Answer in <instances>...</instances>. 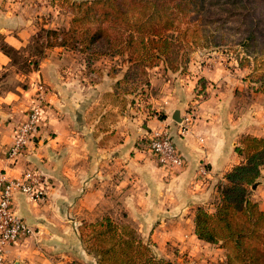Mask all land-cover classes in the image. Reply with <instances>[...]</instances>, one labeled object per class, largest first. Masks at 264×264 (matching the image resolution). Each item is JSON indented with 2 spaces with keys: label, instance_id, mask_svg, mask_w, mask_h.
Listing matches in <instances>:
<instances>
[{
  "label": "crops",
  "instance_id": "0c3cea01",
  "mask_svg": "<svg viewBox=\"0 0 264 264\" xmlns=\"http://www.w3.org/2000/svg\"><path fill=\"white\" fill-rule=\"evenodd\" d=\"M71 17L56 0H0V173L14 178L30 171L37 190L45 191L42 200L14 194V210L32 234L7 246V259L96 264L78 224L121 213L156 256L218 262L221 248L194 233V210H214L224 175L242 161L234 150L239 137L264 138V90H256L248 66L221 57L148 73L144 97L116 88L126 66L116 64L119 69L110 72L108 65L94 74L89 67L97 60L87 63L47 35L68 29ZM37 81L47 88L41 126L32 151L12 163L7 152L13 132ZM190 104L194 119L181 136L172 115L178 111L181 119ZM163 128L184 159L172 171L140 143L145 132ZM259 173L249 198L264 210V164Z\"/></svg>",
  "mask_w": 264,
  "mask_h": 264
},
{
  "label": "trees",
  "instance_id": "16d2710c",
  "mask_svg": "<svg viewBox=\"0 0 264 264\" xmlns=\"http://www.w3.org/2000/svg\"><path fill=\"white\" fill-rule=\"evenodd\" d=\"M56 1L61 5L70 3L69 8L72 13L70 26L68 29L48 30L47 35H50L54 39L53 42H57L59 45L78 53H86L87 63L110 52L114 45V39L107 31L106 36L103 39L100 38L104 34L102 26L92 31L87 27L83 29L78 26L79 23L93 22L99 19L98 16L91 17V12L94 10L93 5H106L110 8L106 13H98L101 16V22H104L105 19L106 21L112 19L116 21V24L126 25V28L121 32L125 36L119 40L121 46L115 48H117L118 55L123 56V48L129 50L130 53L122 59L126 69L122 78L117 80L114 86L125 89L129 84H133V88L130 90H137L138 94L143 95V84H140L142 86L139 87L135 86L136 76L141 75L137 74L136 68L155 64L157 60H161L166 69L171 71L183 69L179 63L176 66L171 63L173 57L168 58L173 53L171 48L174 46V41L165 33L150 29L154 26L158 12L168 9L185 12L197 11L203 8L201 3L206 0ZM238 2L248 9V14H245L239 22L242 26L239 31L244 33L247 42L244 48L255 45L258 40L264 42V30L262 31L264 13L259 11L256 3L252 0H228L226 2L228 7H222V10L228 12L229 18L236 17L238 20L241 13L234 10ZM136 14L138 15L136 16ZM245 17L247 19H244ZM166 25L164 24V26ZM236 30L238 29L236 28ZM80 33L83 35L79 37ZM98 39L103 45L101 47L107 49L97 53L95 50L100 46ZM103 43H106L105 45L108 47ZM236 64L238 67L244 66L240 60H236ZM141 68L139 70H142ZM259 82L260 85L256 86V90H264V82ZM198 83L201 90L204 82L199 79ZM159 116L162 118V115ZM234 150L242 157V161L224 175V182L218 186V201L214 210L210 212L203 207H197L194 210V233L200 240L226 248L225 260L216 264H264V210L249 198L247 189L255 184L260 175L259 169L264 164V138L242 135ZM121 229L124 232L127 230L125 227H121ZM121 229L109 216L96 222L82 223L79 236L81 238L87 236L94 240V247H88L86 250L89 253H94L96 264H175L169 259L156 256L149 242L142 241L134 231L127 235ZM84 231L86 232L84 233Z\"/></svg>",
  "mask_w": 264,
  "mask_h": 264
},
{
  "label": "rangeland",
  "instance_id": "374dc122",
  "mask_svg": "<svg viewBox=\"0 0 264 264\" xmlns=\"http://www.w3.org/2000/svg\"><path fill=\"white\" fill-rule=\"evenodd\" d=\"M165 1L167 2V0ZM213 1L215 0H206L205 2H202L201 5L203 6V8L197 11L191 10L189 12H185L180 10L173 11L172 9L160 10L154 21V26H152L150 29H155L160 33H165L169 38H171L174 41V46L171 48L173 53H171L168 57L170 59L171 57H173V61L171 63H173L174 66H176L179 63V65L183 66V70H186V68L189 69V67H192L191 66L193 65L192 63L200 61L202 59L205 61L208 58L217 59L221 57L222 60H226L227 62H231L232 64L236 62V60L237 61L240 60L243 62L244 66H248L247 69L249 70V72L246 73L250 78V80L254 83V85L255 86L260 85L259 81L264 82V42L262 40H258L257 42H255V45L244 48L245 44L247 43L245 39V35L244 33L239 31L242 28L239 22L241 21V19L245 14H248L247 12L248 9L244 8L238 2V5L234 7L235 11L241 13L240 16L238 17L239 20L238 21L236 20V17L229 18L228 12L222 10V7H228V5L226 4L228 0H216V2ZM252 2L256 3L259 11H262L264 13V0H252ZM57 4L58 7H60V9L65 11H70L69 8L70 3H65L64 5L66 7L58 2ZM93 7L94 10L91 12L92 13L91 17L95 18L98 16L99 19L93 22L79 23L78 26L83 27V29L87 27L91 31L97 29V27L99 26H102L104 34L101 35L100 38L102 37L103 39L104 36H106V31H107L110 37L114 39V45L113 48L110 50V52H106V54L98 56V58H95L93 62L97 60L98 64H95V66H90L89 68L93 71L92 73L98 75L102 73L103 69H106V66L110 65L113 72H116V70L119 69L116 66V64L125 66L122 63V59L126 57L128 53H130L129 50L123 48L124 54L123 56H121L118 55V53H116L117 48H115L121 46L119 44V40L125 36L121 32L123 31L124 28H126V25L116 24V21L112 19L109 21H106L105 19L104 22H101V16L98 13H102V12L106 13V11L109 10L110 8L106 7V5L103 6L93 5ZM72 9L75 10L74 8ZM137 15L138 14H136V16ZM244 19L247 18L245 17ZM164 24L167 25L164 26ZM236 28L238 30H236ZM263 30L264 27L262 28V31ZM81 35L83 34L82 33L78 34L79 37ZM98 40L100 43V39ZM103 44L105 45L106 43ZM99 45H100L98 46L99 48L95 50L97 53L101 52L102 50L105 51L107 49L101 47L103 46L101 45V43ZM78 55L80 57H88L86 53L79 52ZM162 62L163 61L161 60H157L155 64L143 66L142 68L140 67L142 70H139L140 68H136L137 74H141V75L136 76L137 81L135 86L139 87L142 86L140 84H143V89H144V87H146L148 84L147 81L148 73H151L153 75L158 70L161 71V73L162 70L163 72H165L164 70L166 68H164ZM157 66L159 67L156 68ZM112 70H110V72H112ZM126 88H133V84H129L128 86H126ZM141 97H144V95L141 94ZM252 187L253 186L247 188L249 192L252 189ZM106 216L109 215H104L103 217ZM102 218L91 221L82 220L77 227L78 234H79V229L80 227H82L83 222L86 223L96 222L98 220H101ZM110 218L119 225L120 229L121 227L127 228V230H125V232L127 233H125L121 229V231H123L124 234L128 235L129 232L134 231L138 237V233L133 229L131 225L128 224V222L124 220L121 213L112 215V217ZM85 232L86 231H84V233ZM80 239L82 240L85 249L88 247L89 248L94 247L93 239H90L87 236H84L83 238L80 237ZM149 245L151 247L152 243L149 242ZM213 246H218V245L216 244ZM218 247L221 248L222 259L219 260L218 262H213L211 264L221 263L225 260L226 248L221 246ZM92 255L94 256V253ZM94 258L96 260L95 256ZM181 260L182 262L173 259L172 262L175 264H186L188 258H185L184 255H182ZM8 261L11 263L10 260ZM69 264H82V263L79 262V263H69Z\"/></svg>",
  "mask_w": 264,
  "mask_h": 264
},
{
  "label": "built area",
  "instance_id": "2783aa9c",
  "mask_svg": "<svg viewBox=\"0 0 264 264\" xmlns=\"http://www.w3.org/2000/svg\"><path fill=\"white\" fill-rule=\"evenodd\" d=\"M34 96L23 119L13 132L12 144L7 158L15 162L17 158L34 148V134L41 126V115L46 101L47 88L37 81L34 84ZM198 94L196 97H201ZM194 119V105L190 104L181 118L179 134L185 135ZM142 147L148 151L165 170L172 171L184 164L167 128L152 129L140 137ZM202 172L205 170L202 168ZM36 180L30 171H24L19 177L9 178L0 173V264H11L6 257V247L17 243L20 239L32 234L30 226L22 220L13 207L14 194L19 192L34 200H42L43 189L37 190Z\"/></svg>",
  "mask_w": 264,
  "mask_h": 264
},
{
  "label": "water",
  "instance_id": "95a60500",
  "mask_svg": "<svg viewBox=\"0 0 264 264\" xmlns=\"http://www.w3.org/2000/svg\"><path fill=\"white\" fill-rule=\"evenodd\" d=\"M172 118H173V120H175L176 122H180V120H181L178 111H175V112L173 113Z\"/></svg>",
  "mask_w": 264,
  "mask_h": 264
}]
</instances>
